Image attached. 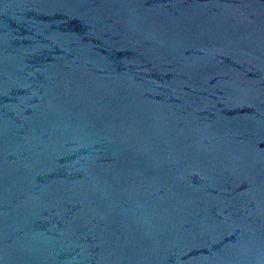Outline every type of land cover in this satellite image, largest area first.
I'll list each match as a JSON object with an SVG mask.
<instances>
[{
	"label": "water",
	"instance_id": "1",
	"mask_svg": "<svg viewBox=\"0 0 264 264\" xmlns=\"http://www.w3.org/2000/svg\"><path fill=\"white\" fill-rule=\"evenodd\" d=\"M0 264H264V0H0Z\"/></svg>",
	"mask_w": 264,
	"mask_h": 264
}]
</instances>
